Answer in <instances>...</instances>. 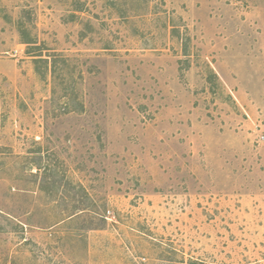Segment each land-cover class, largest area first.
I'll use <instances>...</instances> for the list:
<instances>
[{"label":"rangeland","instance_id":"374dc122","mask_svg":"<svg viewBox=\"0 0 264 264\" xmlns=\"http://www.w3.org/2000/svg\"><path fill=\"white\" fill-rule=\"evenodd\" d=\"M0 264H264V0H0Z\"/></svg>","mask_w":264,"mask_h":264}]
</instances>
